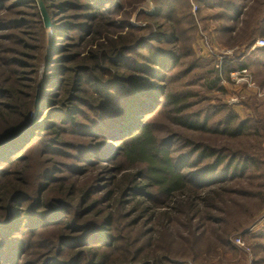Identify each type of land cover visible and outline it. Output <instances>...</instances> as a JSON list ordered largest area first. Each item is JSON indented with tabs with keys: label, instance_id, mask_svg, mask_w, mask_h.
I'll use <instances>...</instances> for the list:
<instances>
[{
	"label": "trees",
	"instance_id": "obj_1",
	"mask_svg": "<svg viewBox=\"0 0 264 264\" xmlns=\"http://www.w3.org/2000/svg\"><path fill=\"white\" fill-rule=\"evenodd\" d=\"M158 1L147 25L124 32L118 0H43L49 28L36 0H0V264H168L151 246L173 223L196 233L219 222L217 203L264 205V102L245 117L213 103L207 93L225 91L219 66L180 46L188 0ZM217 4L232 36L245 13ZM247 32L233 43L250 37V49L258 31ZM256 54L264 64V48ZM195 83L203 89L185 91Z\"/></svg>",
	"mask_w": 264,
	"mask_h": 264
},
{
	"label": "rangeland",
	"instance_id": "obj_2",
	"mask_svg": "<svg viewBox=\"0 0 264 264\" xmlns=\"http://www.w3.org/2000/svg\"><path fill=\"white\" fill-rule=\"evenodd\" d=\"M118 1H120L121 7L114 9V12H111V14L114 15L113 17L115 19L124 21L126 27L123 31L126 32L131 25L135 27L147 25L150 22L148 16L154 12L155 2L158 0ZM174 1L181 2L184 0ZM217 1L218 0H188L190 7H186L185 5L183 7V2H181L179 4L180 15L178 14V16L185 17L188 14L192 17V21H189V18L187 19V17L186 19L184 18L185 21L182 18V22L177 27L180 31H184L182 39L183 42L180 45L183 51H188L190 46L192 50H194V56H200L210 61L213 60V64L211 65H216L217 67L219 66V70L228 84L223 85L225 90L223 91L224 93L218 94L217 92H208L207 95L212 97L211 101L213 103H216V98H219L221 103L227 104L226 101L229 95L236 93L239 95L245 94L243 86H233L229 77L231 71L242 69V64L247 65V67L243 68H247L249 70L256 85L264 92V64L257 63L260 61L259 54H256L255 56L251 55L252 51L261 48L252 49L251 47L248 49L246 47V43L247 39L250 37H247L245 39L246 42L242 44L233 43L234 37L241 39V36L244 34L243 32L248 31L247 33H249L252 29H256L258 31L252 46L258 39H264V36L262 35L264 34L263 25H261V23L258 24V26L255 25V20L263 16L264 0H262V4H257L255 0H224L227 3H236L238 7H242V10L245 13L235 22L236 31L232 34V36L231 34H226L220 31L222 29L219 27L220 24L223 23L225 26L226 22L220 20V13L223 11L219 8ZM185 3L186 0L184 1V4ZM252 7L255 8V12H252ZM77 12L78 11L75 10L69 11L70 14H75ZM249 13H252L256 19H251L249 22H245L247 21L246 18ZM48 16L51 25V17L49 13ZM41 18L44 24L42 15ZM50 25L47 28H49ZM135 33H140V31L135 30ZM69 41L77 46L76 48H73L72 53H75L76 51L80 53L84 44L82 42L83 40H79L78 37L75 36L74 39H69ZM228 43H232V45H229ZM68 53L69 52L66 54L67 57ZM262 57H264V55L261 54V58ZM190 59H192V56L186 57V61ZM224 62H235L238 67L226 72L225 70H222L224 69ZM187 80L188 78L186 77L181 78L183 83ZM181 81H175L173 86L176 88L181 87V89H183V84L180 83ZM199 85L202 84L198 83L195 87L187 84L185 85V91H189L188 87H190V89L197 90L203 89ZM263 99L264 97H259L252 93L246 97L244 96L241 105L232 107L236 109L242 117H245L248 113H252V108L250 107L251 104L253 105L252 101L255 100L254 103H258L259 106V104L264 102ZM237 107H239V110ZM258 111V113L264 115V111L261 110V107H258ZM33 113L34 116L36 112L34 111ZM62 150L64 154L66 151H69L66 147H62ZM30 156V161L33 159L31 162V165H33V167L31 166L32 173H30V180L32 181L39 168V164H35L36 162H34L36 161L35 159L40 156L39 147L35 148ZM64 158L65 157L63 155L57 157L59 161H65ZM68 159L69 158L66 157V161H69ZM63 173H66L64 175H68L70 178L68 171L64 170ZM81 179H79V181ZM98 184L102 185L101 179ZM241 203L243 205L245 202ZM258 203L259 199L257 198L247 200L245 204L247 208H241V206L239 208L231 205L229 206V204L223 205L217 203V209H215L216 211L214 212V217L219 218V222L209 223L208 221L203 220L201 227H199V230L196 233L185 230L179 227L178 224L173 223L174 229L171 230V236L165 238L163 235V238L161 237L160 240H154L153 245L151 246V251L158 257H167L169 260L168 264H264V237H261L262 233L260 232V230L264 228V205L259 208ZM242 209L252 211V213H250L252 217L245 216L244 212H241ZM122 225L126 226L125 223ZM125 229L128 228L126 227ZM178 230L181 233L178 232ZM246 231H249V234H246ZM179 234H181V237L178 236ZM255 234L260 235H257L256 237ZM254 236L256 238H254ZM154 237L155 239H158L159 233H156ZM238 238L241 239V242H237ZM258 242L262 243L260 244ZM165 248H167V252H165ZM136 264L142 263L136 262Z\"/></svg>",
	"mask_w": 264,
	"mask_h": 264
},
{
	"label": "built area",
	"instance_id": "obj_3",
	"mask_svg": "<svg viewBox=\"0 0 264 264\" xmlns=\"http://www.w3.org/2000/svg\"><path fill=\"white\" fill-rule=\"evenodd\" d=\"M264 48V39H258L255 44L252 46V49L255 48ZM221 83L222 85H226L228 84L226 82V80L223 78V74L221 73ZM229 77L231 79V84L233 86H243L244 88V93L243 95H239V94H233V95H229V97L227 98L226 103L230 106H239L242 104V99L244 98V96H248L249 94H255L259 97H264V92L260 89V87H258L255 83V81L253 80V77L251 75V73L249 72V70L247 68H242V69H237L234 71H231L229 74ZM237 242H241V239L238 238Z\"/></svg>",
	"mask_w": 264,
	"mask_h": 264
},
{
	"label": "water",
	"instance_id": "obj_4",
	"mask_svg": "<svg viewBox=\"0 0 264 264\" xmlns=\"http://www.w3.org/2000/svg\"><path fill=\"white\" fill-rule=\"evenodd\" d=\"M36 2L38 5V8H39V11L43 17L44 24L46 27H48L50 25V20H49V16H48L45 4H44L43 0H36Z\"/></svg>",
	"mask_w": 264,
	"mask_h": 264
},
{
	"label": "crops",
	"instance_id": "obj_5",
	"mask_svg": "<svg viewBox=\"0 0 264 264\" xmlns=\"http://www.w3.org/2000/svg\"><path fill=\"white\" fill-rule=\"evenodd\" d=\"M262 107H263V109L261 108V110H263V111H264V105H262ZM237 109L239 110V107H237Z\"/></svg>",
	"mask_w": 264,
	"mask_h": 264
}]
</instances>
